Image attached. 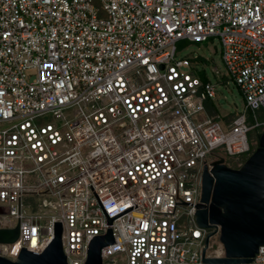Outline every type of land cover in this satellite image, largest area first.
<instances>
[{
    "label": "built area",
    "instance_id": "2783aa9c",
    "mask_svg": "<svg viewBox=\"0 0 264 264\" xmlns=\"http://www.w3.org/2000/svg\"><path fill=\"white\" fill-rule=\"evenodd\" d=\"M211 37L243 111L221 112L178 56ZM259 133L264 0H0V228L20 217L0 255L44 251L62 222L68 264L108 228L103 264H213L226 255L220 225L197 221L204 167L242 166ZM238 264H264V245Z\"/></svg>",
    "mask_w": 264,
    "mask_h": 264
},
{
    "label": "water",
    "instance_id": "95a60500",
    "mask_svg": "<svg viewBox=\"0 0 264 264\" xmlns=\"http://www.w3.org/2000/svg\"><path fill=\"white\" fill-rule=\"evenodd\" d=\"M211 165L204 167L202 199L196 216L200 226H214L217 230L220 225L226 256L204 260L213 264L252 262L259 246L264 245V133L242 166L230 167L224 158ZM62 229V222H55L54 238L44 251L38 253L22 247L16 258L0 255V264H68ZM19 234L20 217L15 227L0 228V243H14ZM113 242L116 241L112 228L104 235L94 236L85 264H103L101 249Z\"/></svg>",
    "mask_w": 264,
    "mask_h": 264
},
{
    "label": "rangeland",
    "instance_id": "374dc122",
    "mask_svg": "<svg viewBox=\"0 0 264 264\" xmlns=\"http://www.w3.org/2000/svg\"><path fill=\"white\" fill-rule=\"evenodd\" d=\"M222 44L218 37H211L207 41L193 42L182 40L178 43V56L189 57L195 63L198 74L208 76L217 86L215 104L221 112L236 113L243 111L245 99L236 83L227 76V67L222 57ZM47 118L45 121H51ZM250 155V154H249ZM242 156L243 160L249 157Z\"/></svg>",
    "mask_w": 264,
    "mask_h": 264
},
{
    "label": "bare ground",
    "instance_id": "6f19581e",
    "mask_svg": "<svg viewBox=\"0 0 264 264\" xmlns=\"http://www.w3.org/2000/svg\"><path fill=\"white\" fill-rule=\"evenodd\" d=\"M19 245H17L16 246V248H15V253H17L18 252V250H19ZM215 253H217V254H222L223 253V245L222 244H220V247L219 248H217V250H216V252Z\"/></svg>",
    "mask_w": 264,
    "mask_h": 264
},
{
    "label": "trees",
    "instance_id": "16d2710c",
    "mask_svg": "<svg viewBox=\"0 0 264 264\" xmlns=\"http://www.w3.org/2000/svg\"><path fill=\"white\" fill-rule=\"evenodd\" d=\"M212 108L214 109V108H215V106H213ZM214 111H215V109H214ZM260 136H261V133H259V134H258V137H260Z\"/></svg>",
    "mask_w": 264,
    "mask_h": 264
}]
</instances>
